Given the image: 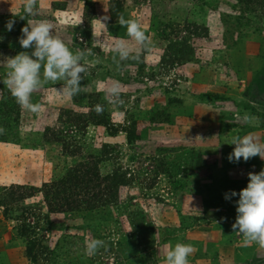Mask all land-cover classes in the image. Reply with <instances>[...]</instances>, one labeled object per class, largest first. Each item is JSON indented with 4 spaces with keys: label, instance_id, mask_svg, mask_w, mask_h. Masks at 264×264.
Wrapping results in <instances>:
<instances>
[{
    "label": "rangeland",
    "instance_id": "obj_1",
    "mask_svg": "<svg viewBox=\"0 0 264 264\" xmlns=\"http://www.w3.org/2000/svg\"><path fill=\"white\" fill-rule=\"evenodd\" d=\"M87 1L93 14L95 0ZM25 2L0 0V80L8 59L34 51L21 47V26L63 29L54 8L67 0H34L30 15ZM142 2L148 47L131 39L128 59L85 65L77 94L49 81L31 95L37 113L0 82V232L21 239L0 262L165 264L186 243L189 264H264V247L245 245L232 229L239 197L224 198L264 168L258 155L230 162L235 146L227 143L249 134L264 142V0ZM80 163L93 187L72 196L79 202L67 211L41 192L21 198L17 184L41 186ZM91 239L103 244L88 255Z\"/></svg>",
    "mask_w": 264,
    "mask_h": 264
},
{
    "label": "clouds",
    "instance_id": "obj_2",
    "mask_svg": "<svg viewBox=\"0 0 264 264\" xmlns=\"http://www.w3.org/2000/svg\"><path fill=\"white\" fill-rule=\"evenodd\" d=\"M34 0H26L24 12L33 13ZM24 18V16H21ZM120 26H126L128 37L134 39L138 44L148 47V37L141 29L140 24L135 19H125L119 17ZM15 20H8L5 23L7 31H12ZM22 35L19 43L22 48L28 49L34 46L31 54H18L7 60L3 65L7 69L5 78L0 80L11 92L16 102L22 107H26L32 112H39L40 104L31 102V95L49 81H64L68 87L67 94L75 95L80 91L79 81L82 72L86 68L80 61L84 58L81 51L71 50L58 36L52 34V25L46 21L36 24L28 22L21 29ZM3 37H0L2 40ZM113 52L118 53L121 59H128L130 47L119 40ZM41 69L42 75H41ZM109 91L113 95H119V87L113 86ZM100 106L96 111L100 112ZM239 115L236 119H240ZM243 119L249 123L254 119L245 115ZM234 145L233 151L228 155L230 162L248 161L250 158L259 156L264 160V142L259 137L253 135H234L227 142ZM247 186L239 192L230 190L224 194L225 200L232 197H239L236 203V218L232 224L234 232H238L243 237V243L248 245L256 242L264 247V168L258 173L248 174ZM103 244L99 239L86 241L85 252L88 255L94 254ZM193 252V246L186 243H176L164 257L165 264H189L188 257Z\"/></svg>",
    "mask_w": 264,
    "mask_h": 264
},
{
    "label": "crops",
    "instance_id": "obj_3",
    "mask_svg": "<svg viewBox=\"0 0 264 264\" xmlns=\"http://www.w3.org/2000/svg\"><path fill=\"white\" fill-rule=\"evenodd\" d=\"M101 1L95 0V3L92 4L93 6L90 7L91 10H95L93 14H89L87 11L89 3L87 0H67V4L62 8H54L57 11L54 13L57 18L60 20L61 16H64L63 19L66 23L60 21L63 29L56 28L55 31L52 29V34L58 36L71 50H79L84 53V58L80 61L84 66L95 65L99 60H119L116 58L118 53L113 52L116 43L103 47L97 41L99 37L107 38L111 42L123 40L130 47V52L137 48L134 45H130L131 42L129 43V41L132 38L128 37L126 26H120L118 20L119 17L123 16L126 20L135 19L139 24L143 22V7L140 6V0H130L133 1V6L131 7L126 4L128 0H121L120 6L114 10L111 0L105 2L106 6H102ZM141 3H143L142 0ZM87 23H89V27H87ZM65 27L66 29L64 30ZM22 28L23 26L18 29L19 32H21ZM87 32H89L88 37ZM147 32H150V28L147 29ZM93 42L99 44L93 45ZM115 64H118V62H115ZM7 235L5 231L0 232V258L4 257L8 250L21 240L10 239ZM0 264L7 263L1 261Z\"/></svg>",
    "mask_w": 264,
    "mask_h": 264
},
{
    "label": "trees",
    "instance_id": "obj_4",
    "mask_svg": "<svg viewBox=\"0 0 264 264\" xmlns=\"http://www.w3.org/2000/svg\"><path fill=\"white\" fill-rule=\"evenodd\" d=\"M111 1L113 10L119 7L121 4V1ZM90 172L91 168L89 166L80 163L79 165L70 169L66 176L63 178L55 179L52 181H44L41 186L28 187L24 184H17L16 187L20 190L23 189L21 198L35 195V192H41L47 202H49L48 199L51 200V202H55L54 204L55 206L59 207V211H67V206H75V204L79 202V199L72 196H81V193L84 190L85 192L89 193L90 189L93 187L87 181ZM27 188L32 189L33 191H26ZM98 193L99 192L96 193V198L94 199H97Z\"/></svg>",
    "mask_w": 264,
    "mask_h": 264
}]
</instances>
